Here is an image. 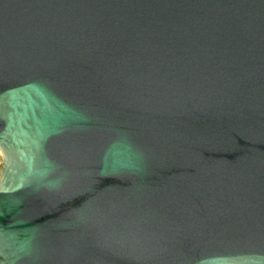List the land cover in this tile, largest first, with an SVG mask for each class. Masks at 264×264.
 <instances>
[{
  "label": "water",
  "instance_id": "water-1",
  "mask_svg": "<svg viewBox=\"0 0 264 264\" xmlns=\"http://www.w3.org/2000/svg\"><path fill=\"white\" fill-rule=\"evenodd\" d=\"M0 264H264V0H0Z\"/></svg>",
  "mask_w": 264,
  "mask_h": 264
},
{
  "label": "rangeland",
  "instance_id": "rangeland-1",
  "mask_svg": "<svg viewBox=\"0 0 264 264\" xmlns=\"http://www.w3.org/2000/svg\"><path fill=\"white\" fill-rule=\"evenodd\" d=\"M0 163H2V154L0 152Z\"/></svg>",
  "mask_w": 264,
  "mask_h": 264
},
{
  "label": "bare ground",
  "instance_id": "bare-ground-1",
  "mask_svg": "<svg viewBox=\"0 0 264 264\" xmlns=\"http://www.w3.org/2000/svg\"><path fill=\"white\" fill-rule=\"evenodd\" d=\"M0 174H1V163H0Z\"/></svg>",
  "mask_w": 264,
  "mask_h": 264
}]
</instances>
